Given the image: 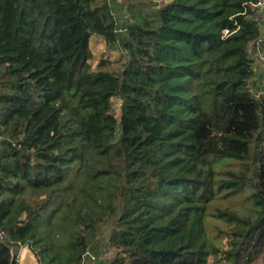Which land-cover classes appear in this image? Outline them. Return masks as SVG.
<instances>
[{
    "label": "trees",
    "instance_id": "trees-1",
    "mask_svg": "<svg viewBox=\"0 0 264 264\" xmlns=\"http://www.w3.org/2000/svg\"><path fill=\"white\" fill-rule=\"evenodd\" d=\"M150 1L120 23L109 0H0V230L38 264H58L51 237L71 264H264L258 0ZM92 36L119 71L92 67ZM233 196L250 214L211 213ZM0 264H14L1 243Z\"/></svg>",
    "mask_w": 264,
    "mask_h": 264
},
{
    "label": "rangeland",
    "instance_id": "rangeland-1",
    "mask_svg": "<svg viewBox=\"0 0 264 264\" xmlns=\"http://www.w3.org/2000/svg\"><path fill=\"white\" fill-rule=\"evenodd\" d=\"M102 1V0H100ZM112 4V9L117 17V19L122 23V21H131V17L128 12V7L130 5L138 4V3H144L146 0H109ZM151 0V4L153 7H159L162 3L157 4ZM155 5V6H154ZM262 35L260 40L257 42L256 50L254 46H251L250 53L251 56L255 59V76L250 81V88L253 94V99L255 101L260 100V98L264 97V25L262 26ZM90 49L93 54V59L91 61L92 67L96 69L98 67V64L101 61H105L108 63L106 69L112 70V71H119L122 67V60H121V53L117 50H113L111 48H108L105 41L100 37H92L91 43H90ZM249 102V101H247ZM121 102L116 101L114 106V112L117 116V118H120L121 115ZM245 115V111L243 113ZM261 130V124L260 121H256L254 124H246L244 128L241 130L242 136L245 138L253 141L258 136V133ZM239 152L244 155H252V146H246L241 149H239ZM214 205L211 207V213L213 214L217 209L225 210L229 209L232 211H238L242 214H250L249 208L247 207V203L244 202L243 197H229L223 200H220L218 202H214ZM211 214V215H212ZM208 224V234L209 238L212 240L213 243L221 247L223 250H227L229 248V240L226 235H224V231H227L229 229L228 224H226L223 221L217 220L214 218H207L206 219ZM51 230H56L55 226H51ZM58 237V236H57ZM50 240L52 241V253H55L58 256V264H71V261L69 259V252L64 247V240L59 239L55 237H51ZM30 249V248H29ZM31 263L29 264H35L36 257L31 252ZM212 262H215L216 264H231L230 262L226 261L224 258H217L216 260L212 259ZM85 263L86 264H95V261L91 258L88 259L85 257Z\"/></svg>",
    "mask_w": 264,
    "mask_h": 264
},
{
    "label": "built area",
    "instance_id": "built-area-1",
    "mask_svg": "<svg viewBox=\"0 0 264 264\" xmlns=\"http://www.w3.org/2000/svg\"><path fill=\"white\" fill-rule=\"evenodd\" d=\"M164 0H156L155 3H161ZM255 13V21L260 23L261 26L264 25V0H258L256 4L253 5ZM120 32H122L120 30ZM224 35H230L228 30L224 31ZM0 243L5 245L11 254L12 261L14 264H29L28 261L31 257L30 249L28 246L21 243H14L9 241L7 235L4 231L0 230Z\"/></svg>",
    "mask_w": 264,
    "mask_h": 264
},
{
    "label": "crops",
    "instance_id": "crops-1",
    "mask_svg": "<svg viewBox=\"0 0 264 264\" xmlns=\"http://www.w3.org/2000/svg\"><path fill=\"white\" fill-rule=\"evenodd\" d=\"M92 37H94V36H92ZM92 37H91V39H92ZM96 37H97V36H96ZM100 38H101V37H100ZM91 39H90V43H91ZM28 263H31V257H30ZM35 264H38L37 260H36Z\"/></svg>",
    "mask_w": 264,
    "mask_h": 264
}]
</instances>
